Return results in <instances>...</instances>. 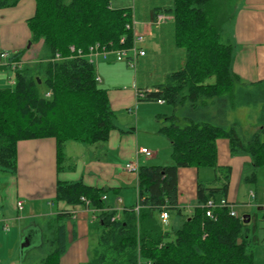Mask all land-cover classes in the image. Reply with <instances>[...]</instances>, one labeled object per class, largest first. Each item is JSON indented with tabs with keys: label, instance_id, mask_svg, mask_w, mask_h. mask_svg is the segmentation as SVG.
I'll return each instance as SVG.
<instances>
[{
	"label": "trees",
	"instance_id": "16d2710c",
	"mask_svg": "<svg viewBox=\"0 0 264 264\" xmlns=\"http://www.w3.org/2000/svg\"><path fill=\"white\" fill-rule=\"evenodd\" d=\"M19 1L0 0V9ZM229 2L160 0L159 5L141 7L136 0L131 9H115L109 0H34V14L27 21L30 43L41 40L43 47L35 63L15 70L14 90L0 89L1 172L16 171L19 141L53 138L60 169L66 143L92 146L108 140L114 113L87 54L94 45L105 50L130 47L132 31L126 26L132 21L152 25L154 45L136 61V93L142 95L137 102L190 106L182 126L172 117L159 122L158 132L169 142L172 164L141 168L137 212L132 207L112 221L117 212L102 210V190L81 182L57 183L55 201L67 205L87 201L100 210L97 243L84 264H252L256 224L230 216L229 203L212 210V218L206 216L209 200L227 198L230 169L217 164L218 139H228L231 154L250 158L242 170L243 182H253L264 165L259 134L243 142L228 120L241 102L232 93L236 78L227 36L231 19L225 15ZM159 15L170 19L156 26ZM122 37L125 42L120 44ZM20 57L17 53L9 61L19 62ZM42 85L47 87L44 92ZM248 96L264 99V83ZM262 114L264 122V105ZM191 167L212 169L213 184L197 182V206L185 213L177 206V171ZM162 212L169 215L166 224L160 221ZM70 219V213H59L44 225L27 227L22 237L39 244L24 252L22 263L59 264L66 252L65 222ZM174 219L178 226L172 229Z\"/></svg>",
	"mask_w": 264,
	"mask_h": 264
},
{
	"label": "crops",
	"instance_id": "0c3cea01",
	"mask_svg": "<svg viewBox=\"0 0 264 264\" xmlns=\"http://www.w3.org/2000/svg\"><path fill=\"white\" fill-rule=\"evenodd\" d=\"M34 9V0H20L13 7L0 9V54L12 57L21 53L30 42L27 21L33 16ZM133 22L136 23L135 31L146 35L148 48L144 49H152V36L148 33L150 23ZM227 36L232 45L230 68L236 78L232 93L238 95L241 101L230 111L228 120L243 142L256 133L261 140L264 135V99H251L248 95L264 83V0H239ZM89 60L95 67L99 85L106 89L114 113V127L103 144L85 146L73 141L66 143L60 169L57 168L53 138L17 143L16 171L13 174L0 171V264H23L18 249L23 231L30 226L44 225L52 216L65 212L71 214V219L65 222L66 252L59 264L87 262L92 250L87 241L92 230L90 226L97 222L100 210L88 206L87 201L85 205L55 201L57 183L81 182L84 186L102 190V198L105 197L103 211L123 212L135 207L138 202V176L123 171L122 166L128 162H136L141 168L166 166L161 162L168 164L166 152L170 145L158 132L159 122L164 121V117H172L175 124L182 126L186 123L184 116L190 110L188 103L172 107L171 113L166 115L160 113L165 104L155 102L153 105L158 109L154 108L147 114L145 109L152 104L136 100V71L118 61L115 52H108L105 56L94 55ZM7 63L6 59L0 58V69ZM1 77L0 86L3 83ZM157 116L161 118L157 120ZM143 138L147 142H143ZM145 144L155 150L153 157L146 160L144 155L139 154L140 149H147ZM216 147L218 166L230 169L226 202L233 211L231 206L236 204L239 183L243 182L242 170L250 158L244 154H231L226 138L218 139ZM162 152L165 154L160 158ZM208 171L211 170L205 167L177 171V206L185 213H191L197 206V182L213 184L214 174ZM256 175L258 178L255 176L253 181H257L253 189L256 199H250L253 204L248 206L256 209L258 214L254 213L253 218L260 221L264 199L258 194L257 186H260L258 183L264 186V165L258 168ZM18 201L22 202L20 211L16 208ZM174 221L178 224L175 219L172 223Z\"/></svg>",
	"mask_w": 264,
	"mask_h": 264
},
{
	"label": "rangeland",
	"instance_id": "374dc122",
	"mask_svg": "<svg viewBox=\"0 0 264 264\" xmlns=\"http://www.w3.org/2000/svg\"><path fill=\"white\" fill-rule=\"evenodd\" d=\"M228 1H230L228 3L229 7L228 8L226 7L225 15H226V17H228L229 21L231 19V22H232L233 16L235 14L236 6L238 5L239 0H228ZM135 2H136V0H109V3L111 5V7L115 8V9H120V8L131 9ZM138 4L141 7H149V6L159 5L160 4V0H139ZM229 26L227 24V28L228 29H229ZM148 27L150 28L148 33L149 32L152 33V29H151L152 25H149ZM147 44H148V42H147V39H146V42L144 40V43L141 44L140 46L143 49L144 48H148ZM42 47H43V44H42L41 40H39L38 42L32 43V44L30 42L27 43L25 48L21 51V57H20L21 66H20V69H23L26 66H29V65H32L33 63H35V61H37L38 57L40 56V54L42 52ZM7 62H8V60H7ZM0 76L3 77V79H2L3 80V83H2L3 86L1 85L0 87L14 90V88H15V70H13L12 68H9L6 65L4 68L0 69ZM40 89H41V92L42 91L44 92V91L47 90V87L45 85H42L40 87ZM141 103L152 104V105H147L148 107L145 109V112L147 114L150 113V111L152 109H154V108L156 109L157 108L156 106L153 105V104H156L155 102H141ZM171 111H172V107L165 104V105H162L160 113H165L166 115H169L171 113ZM166 124H168V123H166ZM261 140L264 142V135L261 137ZM142 141L143 142H147L144 138L142 139ZM146 147H147L148 151H150L152 153L155 152V150H153L151 148L152 146L148 147L146 145ZM161 154L162 155H160V158H161V156H164L165 152H164V154H163V152ZM166 155H167L166 156V160L168 159V162H167L168 164H165V162H161V163H164L162 165H166V166L167 165H171L172 161L170 159V148L166 152ZM144 159L146 160V159H150V158L144 157ZM164 159H165V157H164ZM166 160H162V161H166ZM206 170H208V169H206ZM210 170L211 171H208V172H210V174L213 175L212 169H210ZM202 176H201V178H202ZM257 178H258V175H256V179ZM255 183H257V181H255V182H240L239 183V188L237 190L238 200L236 201V204L232 205L231 207L233 209V212L234 213L236 212L237 215L240 216V217H242L243 215L250 216L251 217V221H250L251 225L256 224V227H257V232H256L257 242H256V244H253L251 246L252 253H253L252 264H264V232H263V229H262L263 228V224L258 219L255 220V218H253V214L254 213L258 214L256 209H250L249 206H248L249 204H253V201H251L250 198H249V190L253 191L254 186L256 185ZM258 185H260V186H257V189H258V192H259L258 194L261 196L262 193L264 192L263 191L264 190V186H262V184H259V183H258ZM117 214L120 215L121 212L118 211ZM177 226H178L177 223L174 221L172 223V227L171 228L175 229V228H177ZM90 227L92 228V230L90 231L91 233H89V235H88V240L87 241L89 243L90 249H93L96 246L97 237H98V233H99L98 232L97 222L93 223ZM20 244H21V241H19L18 249L20 248ZM19 251H20V249H19Z\"/></svg>",
	"mask_w": 264,
	"mask_h": 264
},
{
	"label": "built area",
	"instance_id": "2783aa9c",
	"mask_svg": "<svg viewBox=\"0 0 264 264\" xmlns=\"http://www.w3.org/2000/svg\"><path fill=\"white\" fill-rule=\"evenodd\" d=\"M167 19L168 18L166 16H162V15L157 16L156 25L164 22V20H167ZM135 25H136V23L132 22V24L126 26V29L132 31V45L130 47L120 48V49H116V50H105L103 47H100L98 45H94L93 47H91L89 49L87 57L91 58L94 55L105 56L108 52H115L118 61H122L127 67L135 70L137 59L141 58L145 55L144 50L140 45L144 43V40L146 38V35L144 33L135 31V29H134ZM149 25H151V24H149ZM119 42H120V44H123L125 42V39L122 37L119 40ZM78 54L82 55L81 52H78ZM0 58L8 60L7 66L9 68H12L13 70L20 69V66H21L20 61L19 62H17V61L10 62L9 60L11 57H9L8 54L2 53V54H0ZM96 80L99 82L98 79H96ZM138 97H142V95L136 93V99ZM157 103L163 104V101L159 100V101H157ZM139 154L144 155L146 158H151L153 156V153L148 151L147 149H140ZM122 169H123V171H125L127 173L135 174L138 176L140 173L141 167L136 162H128L122 166ZM249 197L251 200H255L256 194L253 191H250ZM261 197L264 199V192L262 193ZM104 199H105V197H103V200ZM81 200H84V199H81ZM139 201H140V199H138V202ZM138 202H137L136 206L134 207L135 212H137L139 209ZM85 203H87V202L85 201ZM226 206H227V202L225 200H220L219 202H216V203L209 200L206 204V207L208 208L206 210V216L209 218H212V210H214L216 208L226 207ZM16 208L18 211H20L22 209V202L21 201H18L16 203ZM230 216L236 217V214L231 210ZM118 217H119V215L117 214L116 216H114L112 218V221L118 219ZM159 218H160V221L162 224H166L168 222L169 215L166 212H162L160 214ZM261 222L263 224L262 229L264 232V205L262 206ZM4 229L6 230V228H4ZM147 264H150V263H147Z\"/></svg>",
	"mask_w": 264,
	"mask_h": 264
},
{
	"label": "water",
	"instance_id": "95a60500",
	"mask_svg": "<svg viewBox=\"0 0 264 264\" xmlns=\"http://www.w3.org/2000/svg\"><path fill=\"white\" fill-rule=\"evenodd\" d=\"M38 83H39V81H38ZM242 220L245 223H249V219H247V216H242ZM38 244L39 243L35 239L29 238V236H23L21 239V244H20V248H19L20 249L19 254H20L21 260L23 258V254L25 251L36 248L38 246Z\"/></svg>",
	"mask_w": 264,
	"mask_h": 264
}]
</instances>
